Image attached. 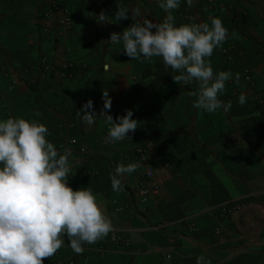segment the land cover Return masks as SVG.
<instances>
[{
    "label": "crops",
    "instance_id": "crops-1",
    "mask_svg": "<svg viewBox=\"0 0 264 264\" xmlns=\"http://www.w3.org/2000/svg\"><path fill=\"white\" fill-rule=\"evenodd\" d=\"M87 1L84 7H95ZM111 1L103 5L113 20L118 7L137 8L140 18L154 23L162 22L167 15L159 7V0ZM54 2L64 0H11L4 4L9 13L3 12L9 18L0 23V28L6 26L0 64L3 62L8 70L0 65V120L38 119L45 124L50 133L46 138L59 151L71 152L69 186L74 190L90 187L113 228L124 230L131 239L132 247H117L111 231L96 243L85 244L87 264H196L201 254L211 264H264V0H219L213 8L208 0H199L192 7L180 0L179 8L173 10L176 26L193 22L210 25L211 18L218 17L228 29L227 40L207 58L214 73L230 71L234 77L246 68L252 71L255 86L246 88L232 79L227 81L219 98L224 103L230 101L231 107L213 113L193 107L195 97L189 93L198 92L196 82L188 86L174 83L172 76L178 73L166 68L160 57L141 63L124 54L122 43L108 42L112 32L122 33L133 23L130 18L114 20L116 26H102L97 31L105 47L100 54L94 52L96 58L83 54L85 39L94 33L75 26L77 19L71 33L63 38L41 35L40 25L45 20L39 8ZM188 7L190 15L182 19L181 12ZM26 26L39 32L33 41L37 64L28 71L19 63L23 57L7 45L14 30ZM42 53L72 62L73 79L59 80L49 71L41 77L38 60ZM94 67L99 69L95 74ZM104 90L111 97L108 114L114 120L130 109L132 118L139 121L136 131L122 141H108V126L102 116L88 125L77 115L89 99L99 114ZM242 92L247 98L243 106L238 101ZM37 110L40 117L34 115ZM236 136L239 141H233ZM73 138L78 143L75 146L69 143ZM145 142L153 145L150 159L157 171L159 192L137 207L142 216L116 214L110 200L117 198L126 204V193L136 186L138 176L136 171L124 174V189L116 193L109 179L110 168L118 161L124 165L134 163L130 148ZM79 146L87 147L89 157L83 158ZM162 162L170 164L169 173L158 168ZM239 199H243L245 209L232 218H220L217 207ZM183 218L193 221L197 231L181 232L175 222ZM160 225L163 231L155 229ZM216 227L221 229L219 236L214 234ZM169 244L178 248L172 259L165 261ZM74 253L65 238L58 255L45 259L44 264L66 261Z\"/></svg>",
    "mask_w": 264,
    "mask_h": 264
},
{
    "label": "clouds",
    "instance_id": "clouds-1",
    "mask_svg": "<svg viewBox=\"0 0 264 264\" xmlns=\"http://www.w3.org/2000/svg\"><path fill=\"white\" fill-rule=\"evenodd\" d=\"M186 2L192 7L195 0ZM179 5L180 0H159V7L167 13L159 23L140 18L137 8L118 7L114 20L130 18L133 23L122 33L112 32L108 42L122 43L124 54L141 63L160 57L166 68L178 73L172 76L178 85L196 82L198 92L189 93L195 97L193 107L208 113L222 107L227 110L231 102L224 103L219 97L233 74L214 73L207 58L227 40L228 29L218 17L211 18L210 25L193 22L176 26L172 13ZM96 21L113 23L103 11L96 15ZM102 99L99 114L89 99L77 115L88 125L102 116L109 142L122 141L134 133L139 121L132 118L133 111L125 110V115L114 120L108 114L112 100L107 90L102 91ZM246 99L242 92L239 104L243 106ZM34 115L40 117L41 113L37 110ZM48 135V128L38 119L0 120V264H44L64 246L65 238L73 252L82 254L85 244H94L113 231L112 221L93 190L69 186L71 152L59 151ZM139 167L137 163L118 164L110 174L113 192L123 191L124 174ZM196 264H211V260L201 254Z\"/></svg>",
    "mask_w": 264,
    "mask_h": 264
},
{
    "label": "built area",
    "instance_id": "built-area-1",
    "mask_svg": "<svg viewBox=\"0 0 264 264\" xmlns=\"http://www.w3.org/2000/svg\"><path fill=\"white\" fill-rule=\"evenodd\" d=\"M199 0H195L194 3H198ZM219 0H208V4L211 8L219 4ZM41 18L45 20V23L40 25V33L45 37H50L53 39H60L71 33L74 28V17L71 9L62 3H49L44 4L40 8ZM189 7L181 12V18H187L189 14ZM246 15L244 14V17ZM47 22V23H46ZM51 22V23H50ZM41 77L45 76V73L53 72L59 80L67 81L73 79L74 74V64L68 59H60L58 56L52 57L48 53H42L38 60ZM252 71L248 68L244 69L240 74L234 76L235 80H240L246 86H253L254 80L252 78ZM258 105L262 103L257 101ZM108 136V135H107ZM106 136V138H107ZM240 137L236 136L233 141H239ZM109 143L108 141H106ZM69 143L73 146L77 145L76 139H71ZM113 143V142H110ZM132 158L134 163L140 165L136 170L138 181L136 186L126 193L127 203L122 204L121 200L117 198H112L110 200L113 206V212L120 214L126 212L131 216L137 217L142 216V213L137 209V207L144 206L152 197L156 196L159 192L160 182L157 178V171L155 166L151 162V155L153 153V145L150 142H145L137 144L130 148ZM78 152L83 155V158L89 157L90 151L84 146L78 147ZM120 162H114L110 168V174L114 173L116 166ZM158 168L162 169L166 173L170 171L171 166L167 162H162L158 165ZM110 179V175H109ZM111 182V180H110ZM130 202V203H129ZM245 209L243 199L233 200L217 207L219 211L218 214L222 219H229L242 212ZM176 227L181 232H196L197 225L188 218H183L175 222ZM155 229L163 231L164 226H155ZM112 239L115 245L121 246L123 248H130L131 239L125 235L124 230L120 228H113ZM214 234L219 236L221 234V229L216 227L214 229ZM177 246L174 244H169L166 247V253L164 255L165 261H170L177 250ZM103 252L100 251V255ZM58 255V252L55 256ZM88 256L84 250L82 254L74 253L66 261L57 260L54 264H87Z\"/></svg>",
    "mask_w": 264,
    "mask_h": 264
},
{
    "label": "rangeland",
    "instance_id": "rangeland-1",
    "mask_svg": "<svg viewBox=\"0 0 264 264\" xmlns=\"http://www.w3.org/2000/svg\"><path fill=\"white\" fill-rule=\"evenodd\" d=\"M10 1L11 0H9V1L8 0H0V23L4 22L5 18H7V19L9 18V15L5 14L3 12V10H7V12L9 13V9L4 7V4L6 2L9 3ZM91 1L95 6L94 8H92L91 5L84 7L88 3L87 0H64V2L62 4L68 5L70 7L71 11L73 12L74 20L77 19L76 20L77 23L76 22H75L76 24L74 23L75 26H83L82 27L83 29H86V27H87L88 29L93 30L94 34H92L91 36H88L87 39H85V37H84L87 45H85L81 49H83L84 56L85 55H91V56H94V58H96V54L94 52H97L100 54L102 52L103 48L105 47L104 46L105 40L103 37H99V34L97 31H100L102 29L101 28L102 26H116L117 23L112 18H109V17H108V19L112 20L113 23L98 24L96 21V15H98L101 11L105 12L103 3H105V6H106L107 3L113 2V1L102 0V2H100V0H99V3H96L93 0H91ZM10 6L12 8L11 3H10ZM1 15H2V17H1ZM12 17H14V16H12ZM10 18H11V16H10ZM5 27L6 26H3V27L1 26V28H0V44H3L1 42V40L3 41L5 39V34H6V31L4 29ZM23 29L24 30L15 29L14 32L11 34V36H10L11 39L9 40L10 42H8L7 45L13 46V47H9L10 51L16 50L17 52H15V53L17 55L20 54L23 57V60H19V63L24 67V69L26 71H28V70L34 69L35 65L37 64L36 61L38 58V52H36V50L33 47V43H34L33 41L36 39V35H37L38 31L36 29L30 30L29 26H26ZM80 39H82V36L80 37ZM81 41H79V42H81ZM31 46H32L33 50L30 48ZM5 50H7V48ZM99 54L97 55V57L99 56ZM96 61H98V60H96ZM0 65L4 70H8L6 67L7 65H5L3 62ZM98 70H96L94 67L92 73L95 74L98 72ZM102 71H103V69H101V72ZM14 73H16V72H14ZM232 81L233 82H239L238 83L239 86L246 87V88L255 86V82H254L253 86H246L240 80H235L234 77L232 78ZM80 156L81 155L79 154V157ZM131 244H132V242H131ZM117 247L122 248L121 246H117ZM130 247H132V246H130ZM160 248H162V247L159 246V248H158L159 252L161 251ZM126 249H128V248H126Z\"/></svg>",
    "mask_w": 264,
    "mask_h": 264
},
{
    "label": "trees",
    "instance_id": "trees-1",
    "mask_svg": "<svg viewBox=\"0 0 264 264\" xmlns=\"http://www.w3.org/2000/svg\"><path fill=\"white\" fill-rule=\"evenodd\" d=\"M73 13V12H72ZM74 17V16H73Z\"/></svg>",
    "mask_w": 264,
    "mask_h": 264
}]
</instances>
